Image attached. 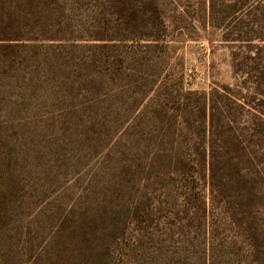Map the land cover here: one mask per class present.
<instances>
[{"label": "rangeland", "instance_id": "obj_1", "mask_svg": "<svg viewBox=\"0 0 264 264\" xmlns=\"http://www.w3.org/2000/svg\"><path fill=\"white\" fill-rule=\"evenodd\" d=\"M0 264H264V0H0Z\"/></svg>", "mask_w": 264, "mask_h": 264}, {"label": "built area", "instance_id": "obj_2", "mask_svg": "<svg viewBox=\"0 0 264 264\" xmlns=\"http://www.w3.org/2000/svg\"><path fill=\"white\" fill-rule=\"evenodd\" d=\"M186 72H187L188 74H190V73H191V70H190V69H188Z\"/></svg>", "mask_w": 264, "mask_h": 264}]
</instances>
